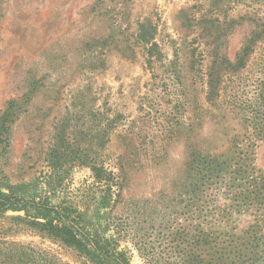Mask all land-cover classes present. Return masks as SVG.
<instances>
[{"label":"rangeland","instance_id":"374dc122","mask_svg":"<svg viewBox=\"0 0 264 264\" xmlns=\"http://www.w3.org/2000/svg\"><path fill=\"white\" fill-rule=\"evenodd\" d=\"M263 178L264 0H0L1 191L87 209L90 231L102 200L131 264H200L207 241L238 264L264 236ZM35 214L0 210L3 251L97 264Z\"/></svg>","mask_w":264,"mask_h":264},{"label":"trees","instance_id":"16d2710c","mask_svg":"<svg viewBox=\"0 0 264 264\" xmlns=\"http://www.w3.org/2000/svg\"><path fill=\"white\" fill-rule=\"evenodd\" d=\"M249 48V46H246L243 49L239 65H243V58L248 54ZM219 67L218 61L214 62V65L208 73L209 100L214 98L215 91L218 89L217 86L221 82L219 77L221 71ZM94 170L96 180L104 182L107 184L108 189H110L111 182H114L112 174H107L98 168ZM223 170L227 172V168ZM208 179H210V176H208ZM253 184L252 199L254 202L261 203L262 197L264 196V178L262 182H257L256 180ZM119 187H121V184H119ZM234 200L235 194H233L232 197V201ZM100 203H102V200ZM100 203H98L95 213V216L99 218L96 223L97 227H93V231H90L87 227L88 221H86L87 209L83 211L67 202L58 205L50 204L47 201L37 202L33 198L30 199L29 196L16 193L15 190H10L9 192L0 190V210L6 211L13 209L27 211L28 208L33 207L36 214L32 219H25L32 227L76 249L79 253L97 264H131V254L129 250L120 247L121 237L119 235L115 237L114 235L108 236L105 234L109 227V223H106L108 225H105V227L100 230L101 232L99 231L98 227H102L103 224L101 220L105 217L104 213L101 214ZM39 219H42V221ZM90 224L92 225V223H89V225ZM206 238L213 239V236L207 234ZM255 240L256 238L249 237L240 243V246H244L247 251L238 264H254L255 261L248 255V252L249 249L259 245V242L263 247L262 250H264V236L257 240L258 243L256 245H253ZM207 243L209 251L206 254L207 257L200 260V264H225L224 261H226V259L223 258L222 253L219 251L212 253L210 241H207ZM230 244L233 248L237 247L236 244L233 245L231 242ZM2 255H5V260L8 261V264H57L30 246L15 245V247L8 250V252L0 248V258ZM0 263H2L1 259Z\"/></svg>","mask_w":264,"mask_h":264}]
</instances>
